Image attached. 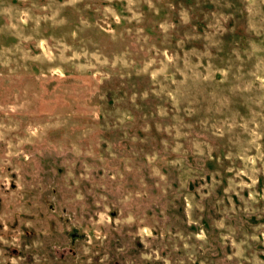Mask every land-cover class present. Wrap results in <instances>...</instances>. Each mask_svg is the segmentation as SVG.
Instances as JSON below:
<instances>
[{
  "label": "rangeland",
  "instance_id": "374dc122",
  "mask_svg": "<svg viewBox=\"0 0 264 264\" xmlns=\"http://www.w3.org/2000/svg\"><path fill=\"white\" fill-rule=\"evenodd\" d=\"M0 264H264V0H0Z\"/></svg>",
  "mask_w": 264,
  "mask_h": 264
}]
</instances>
